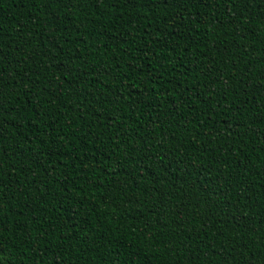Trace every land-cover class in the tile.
I'll return each mask as SVG.
<instances>
[{
    "label": "trees",
    "instance_id": "1",
    "mask_svg": "<svg viewBox=\"0 0 264 264\" xmlns=\"http://www.w3.org/2000/svg\"><path fill=\"white\" fill-rule=\"evenodd\" d=\"M0 264H264V0H0Z\"/></svg>",
    "mask_w": 264,
    "mask_h": 264
}]
</instances>
